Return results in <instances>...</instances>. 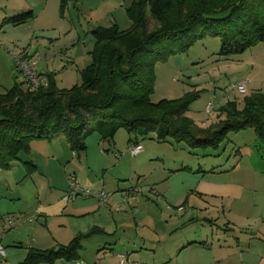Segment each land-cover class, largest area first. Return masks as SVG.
<instances>
[{
    "label": "crops",
    "instance_id": "obj_1",
    "mask_svg": "<svg viewBox=\"0 0 264 264\" xmlns=\"http://www.w3.org/2000/svg\"><path fill=\"white\" fill-rule=\"evenodd\" d=\"M132 1L74 0L67 7L75 9L78 17H85L94 29L116 25L127 30L131 22L126 10ZM233 62L232 71L239 76L237 81H248L247 94H264V43L244 51ZM62 139L63 136H56L32 141L25 163L35 169L27 168L20 181L12 179L14 191L0 195V204L6 208L0 213V247L5 244L7 248H3L5 255H0L3 259L0 264H19L26 257L27 252H19L20 246L16 245L21 231H31L28 236L31 242L66 246L63 242H71L92 230L95 233L82 241L78 260H59L53 264H118V254L126 255L136 264H264V159L259 151L264 146L256 144V137L239 145L237 151L232 150L231 168L226 169L219 161L213 166L198 167L196 174L201 185L197 186L192 202L187 190L178 201L168 200L163 194L161 201L166 204L163 209L150 206L137 212L132 208L140 204L138 198L130 195L126 199L119 193L123 188L120 189V175L115 171L125 165L123 160L117 161L118 165L110 162L106 152L111 142L108 147L98 145L91 159L88 148L75 154ZM70 173L79 177L84 187L96 190L102 188L105 178L107 189L113 180L115 186L109 203L103 206L95 197L66 203L65 180ZM173 175L185 178L180 173ZM223 175H231L232 182H219ZM57 180L61 185H57ZM57 189H62L63 195ZM151 209L158 210L157 219ZM5 216L19 219L20 225L16 229L7 227L3 222ZM221 222L250 236H245L244 241L221 242L219 236L215 240L212 235L203 234L206 225L219 228ZM189 224L200 225L201 230L191 235L182 233L181 229ZM89 247L92 259L81 255ZM107 251L111 256H104Z\"/></svg>",
    "mask_w": 264,
    "mask_h": 264
},
{
    "label": "trees",
    "instance_id": "obj_2",
    "mask_svg": "<svg viewBox=\"0 0 264 264\" xmlns=\"http://www.w3.org/2000/svg\"><path fill=\"white\" fill-rule=\"evenodd\" d=\"M74 0H60L63 12ZM131 26L96 28L91 64L80 72L81 86L58 89L53 74L49 85L30 91L24 83L0 94V168L8 169L28 154L34 140L63 136L75 154L87 148L86 138L97 134L101 141H113L124 129L129 143L155 133L156 139L184 141L192 148L217 150L229 131L253 129L264 146V94L253 92L222 108L225 120L206 129L197 128L185 117L188 101L150 102L154 74L144 57L164 60L172 53L188 50L198 38L210 32L220 38L219 56H236L264 43V0H133L126 10ZM32 11L5 18L14 26L33 20ZM155 26L149 30V23ZM201 26L200 32H197ZM155 46L163 51L153 52ZM155 50V49H154ZM156 54V55H155ZM264 159V147L260 150ZM29 171L35 166L24 163ZM88 234L76 236L68 245L53 249L30 248L19 264H53L79 259Z\"/></svg>",
    "mask_w": 264,
    "mask_h": 264
},
{
    "label": "rangeland",
    "instance_id": "obj_3",
    "mask_svg": "<svg viewBox=\"0 0 264 264\" xmlns=\"http://www.w3.org/2000/svg\"><path fill=\"white\" fill-rule=\"evenodd\" d=\"M27 11H32L33 20L17 26L3 23L5 18ZM77 14V11L70 6L61 12L59 0H0V94L11 89L15 84H23V76L14 59L15 56H40L41 61L36 70L40 73L53 74L58 89L70 90L81 86L80 72L91 64L90 52L95 47V38L92 34L94 28L89 21L85 17H78ZM154 26L155 23L150 21L148 29L152 30ZM119 29L124 28L119 26ZM200 30L201 26L198 27L197 32ZM220 45V38L209 32L204 37L198 38L186 51H179L173 46V52L164 60L158 58L153 60L152 56L144 57L145 61L152 65L154 74L150 102L156 104L162 100L188 101L185 117L200 129H206L212 124L225 120L222 108L227 103L236 102L237 107L242 108V100L247 95V89L243 94L232 89L239 77L232 71L233 61L238 55L222 58L219 56ZM154 49L153 52L163 51L161 46H155ZM207 105H210L208 110ZM250 130L253 129L227 132L217 150H213L209 144L205 149L192 148L184 141L177 142L173 138L160 142L156 139L155 133H152L145 138L137 139L135 144H140L142 151L136 156L129 153V148L135 144L128 142L132 137L124 129L116 132L113 141H101L97 134H93L86 138L85 142L91 159L96 154L98 145L108 147L111 142L112 146L107 148L106 152L110 162L118 165L117 161L123 160L125 165L115 171L120 175L118 180L120 189L123 188L119 193H122L121 195L126 199L130 195L138 198L140 204L132 208L137 212L140 208L145 209L150 206L163 209L166 206L161 201L163 194L168 200L170 198L172 201H178L180 194L187 190L189 202H192L197 186L201 185L196 174L198 167L200 169L206 167L203 166L204 164L213 166L219 161L226 165V169L231 168L232 150L237 151L239 145L256 137L254 131L250 132ZM62 140L65 141V138L63 137ZM256 144L259 145V142ZM19 158L20 161L13 162L8 169L0 168V195L12 193L14 191L12 179L20 181L25 175L27 166L24 163L29 157L22 153ZM37 161L40 159L38 158ZM189 168L191 170H187ZM172 171L180 173L185 178L174 176ZM77 179L83 185L80 178ZM106 181L107 178L102 180L105 184L104 191L111 194V189L115 186L112 184L114 182L110 181L112 183L107 189ZM8 182L10 185L6 186ZM65 182L66 195L69 188L68 179ZM219 182H232V176L223 175ZM56 183L61 185L60 180ZM206 184L208 183L205 182ZM89 189L98 191L96 188ZM57 191L63 195L62 189ZM80 198L84 197L78 196L76 199ZM5 209V206L0 204V213L6 211ZM151 213L157 219L158 210L151 209ZM218 225L219 228L206 225L202 229L203 234L209 237L212 235L215 240L219 236L221 242L244 241L245 236L247 238L250 236L248 233L232 230V225L223 222ZM159 227L162 228V225ZM181 230L182 233L191 235L201 228L200 225L189 224ZM29 233L31 231H21L20 237L17 236L19 238L16 245L20 246L19 252H28L29 248L45 250L59 246L57 242H31ZM240 235L243 239H240ZM34 239L37 240L38 236L35 235ZM63 243L68 245L70 242ZM2 245V248L7 249L5 244ZM81 255L92 259L91 248H84ZM104 256L109 257L105 253ZM2 261L3 259L0 258V262Z\"/></svg>",
    "mask_w": 264,
    "mask_h": 264
},
{
    "label": "built area",
    "instance_id": "obj_4",
    "mask_svg": "<svg viewBox=\"0 0 264 264\" xmlns=\"http://www.w3.org/2000/svg\"><path fill=\"white\" fill-rule=\"evenodd\" d=\"M15 61L21 70V74L23 76V83L25 88L30 91H36L38 89H45L49 85V81L47 78V73H40L36 70L38 63L41 61V57H19L15 56ZM248 83L247 80L237 82L233 85V90L237 91L238 93H245L246 84ZM206 109H210V105H207ZM142 151V147L140 144H135L131 148H129V153L132 156L138 155ZM118 156V155H117ZM68 193L64 196V201L66 203H70L75 200L78 196L87 198V197H95L98 199L101 205L105 206L110 201L111 194L104 191L105 184H102V188L98 191L91 190L89 188L84 187L81 185L80 181L74 176H68ZM3 222L9 228L16 227L20 225L21 221L18 219H13L12 217L5 216L3 218ZM0 255H5V250L0 247ZM106 256H111L109 252H105ZM118 260V264H136L134 262H130L128 257L123 254H118L116 256Z\"/></svg>",
    "mask_w": 264,
    "mask_h": 264
}]
</instances>
